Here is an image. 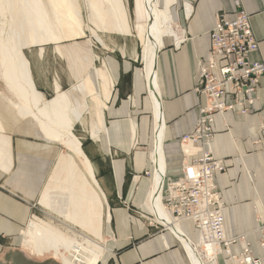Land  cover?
<instances>
[{"label":"crops","instance_id":"obj_1","mask_svg":"<svg viewBox=\"0 0 264 264\" xmlns=\"http://www.w3.org/2000/svg\"><path fill=\"white\" fill-rule=\"evenodd\" d=\"M186 1L191 5L189 16L182 9ZM133 3L134 0L128 2V10L135 23ZM173 5L176 33L181 38L177 44L171 38L164 39L156 65L164 117L167 180L181 176L183 158L179 138L193 129L199 106L205 105L204 97L196 92L197 62L208 55L209 33L220 12L232 13L240 8L250 15L258 50L249 58L264 61V0H176ZM116 34L125 36L111 34L105 39L107 48L100 45L96 51L99 56L96 65L107 69L113 82L103 110L107 134L101 133L92 145L93 157L90 156L96 159L93 165L107 200V217L101 226L107 251L95 264H191L172 231L149 222L146 200L152 175L144 173L150 168L146 151L151 147L152 106L144 76L138 72L139 65L129 49L128 34ZM63 45V51L70 50V46ZM34 46L23 50L36 88L46 96L55 93V82L62 88L71 85L73 77L67 60L55 45ZM11 100L12 97L8 104ZM0 118L3 131L11 138L13 159L10 171L0 169V236L14 239L38 210L33 203L38 200L56 151L49 142L32 139L35 124L16 118V112L1 97ZM131 121L138 126L140 146L135 150L131 149ZM213 130L209 150L225 167L214 178L223 204L220 212L223 234L228 238L249 235L254 248L261 253L258 242L264 237V75L251 111L247 115L235 110L217 114ZM130 209L148 217L140 218ZM177 224L188 239L198 242L199 231L191 220ZM231 250L238 252V244L231 245ZM218 263L224 264L222 257Z\"/></svg>","mask_w":264,"mask_h":264},{"label":"bare ground","instance_id":"obj_2","mask_svg":"<svg viewBox=\"0 0 264 264\" xmlns=\"http://www.w3.org/2000/svg\"><path fill=\"white\" fill-rule=\"evenodd\" d=\"M142 2L145 13V22L139 34L142 42V73L152 106L154 124L153 148L150 154L153 173L146 205L159 222L158 226L167 227L176 236L182 247L185 248L191 264H213L215 262L219 264V257H222L224 264H245V260L248 258L256 264H262L264 237H261L258 242L261 251L259 253L245 234L228 238L222 231L223 240L205 242L204 232L195 226V229L199 231L198 242L195 244L181 231L177 224L179 221L174 222L170 212L165 208L164 200L169 184L182 185L185 180L182 178L183 175L176 180L166 179V162L163 151L164 117L156 81V65L158 52L164 45V39L172 38L177 44L180 38L176 33V17L171 11L175 0H162L161 6L159 0H142ZM86 6L89 11L88 21L95 28L90 32L95 38L97 37L96 31L130 33L123 0H86ZM182 9L185 15L189 16L191 13L190 3L183 2ZM6 13L7 17H5ZM5 18L9 19L7 25L3 22ZM0 21L3 22L0 25L2 79L21 100L20 103L10 101V105L22 120H28L35 124L38 136L47 142L59 143L67 150L57 156L56 164L53 166L48 183L45 184L41 194L40 204L51 209L55 215L65 219L72 226L79 227L88 233V235L83 233H79V235L74 233L73 235L71 230L61 229L51 221H45L33 215L28 222L26 231H23V245L29 246L38 256L52 252L63 264H88L89 262L95 264L103 258L106 250L99 243L105 195L98 186L88 157L84 154L79 140L76 139L72 131L75 123L82 121L84 114L89 113L91 137L98 140L101 133L106 136L107 128L103 110L106 100L110 96L113 82L111 75L107 69L95 67L99 83V90H97L86 71L80 72L82 75L80 78L77 77L76 84L67 90H61L59 84L55 82V94L51 99L44 98L43 94L34 86L30 63L26 59L23 49L51 43L58 48L62 41L83 36L81 29L83 22L77 0H0ZM215 24L216 20L214 26ZM4 25L8 26L5 39L2 38ZM207 59L212 60L208 55ZM213 62L216 65L215 57H213ZM234 110L238 112L237 109ZM222 113L225 112H216L211 118V135L209 137L194 141L199 128V116L192 131L181 136L180 148L183 158L181 171L183 174L200 176L204 173L206 165L198 162V159L205 154V150L209 151L211 155L207 145L213 140L214 116ZM135 128V123L131 121V132H135ZM2 132L3 127L0 122V169L8 172L13 165L12 151L10 150L11 138ZM131 136V143H133L134 135ZM195 146L196 148L193 149ZM211 157L224 167L221 160L215 159L212 155ZM219 172L221 171H217L215 175ZM213 199L221 203L222 209L223 204L218 192L213 196ZM220 212L221 210L218 211L219 220ZM182 220L193 222L189 218ZM68 228L72 229L70 226ZM89 234L91 237L93 235L95 239H91ZM206 235L214 238L207 232ZM224 242L228 243L230 251H226ZM200 244H205L202 251H205L207 255H212L215 252L214 246L223 248V251L218 253L216 260L207 262L202 251L194 250L192 247ZM233 244L239 246V251L236 253L231 250ZM245 250L247 251L245 252ZM231 257H235L234 260Z\"/></svg>","mask_w":264,"mask_h":264},{"label":"built area","instance_id":"obj_3","mask_svg":"<svg viewBox=\"0 0 264 264\" xmlns=\"http://www.w3.org/2000/svg\"><path fill=\"white\" fill-rule=\"evenodd\" d=\"M209 37L208 56L212 60L207 57L200 58L197 66L196 92L204 97L205 105L199 106L200 121L194 141L211 135V118L216 112L237 109L240 114L249 113L258 98L260 78L264 75V61H252L249 58L251 53L258 50V40L246 11L237 8L232 13L220 12L216 16V24L211 29ZM213 57L216 58V65ZM198 162L206 165L204 173L200 176L182 173L184 184L177 186L169 184L164 200L165 208L170 212L174 222L185 218L192 219L195 226L204 232L205 242L223 240L221 222L218 219L221 203L214 201L213 196L218 192L214 175L217 171L223 172L224 167L215 162L207 150ZM149 219L150 223L160 225L155 217ZM206 232L214 238L206 235ZM192 247L194 250L202 251L205 244ZM225 247L226 251H230L227 242H224ZM214 248L215 252L212 255L202 251L207 262L216 260L218 253L223 251L221 247ZM234 258L231 257L233 260ZM245 264L256 262L248 258Z\"/></svg>","mask_w":264,"mask_h":264},{"label":"rangeland","instance_id":"obj_4","mask_svg":"<svg viewBox=\"0 0 264 264\" xmlns=\"http://www.w3.org/2000/svg\"><path fill=\"white\" fill-rule=\"evenodd\" d=\"M129 1L131 2V0H129ZM129 1L128 0H123L124 5L126 6V16H127L128 25H129V32H130L128 34V36H127V37H129V49H131L133 51V58L137 60V63H138L139 68H140L138 70V72L140 73L141 76H143V73H142L143 62H142V59H141L142 42L140 40L139 34H140L141 29H142V25L145 22L144 5H143L142 0H134L135 3H133V6H134V8L136 7V21H135V23H133V21H132L133 20V18H132L133 14L131 15L132 19H130L129 10H128V2ZM159 1H160L159 5L161 6L162 5V0H159ZM77 3L79 4L81 20L83 22V23H81L82 24L81 25V29H82V32H83L84 35L81 36V37L71 38L69 40L62 41L61 43H59V45H58L59 47L58 48L55 46V49L62 56H64L66 58L68 66H69V69H70V73H71V75L73 77V82H72L71 85H65V87H63V88L61 87V85L59 83L58 84H59L61 90H67V89L71 88L74 84H76L77 77L80 78L81 75H82L81 73L83 71H86V74L88 75L90 80L93 82L95 88L98 90V79H97L96 73H95V67H98V68L100 67V65L99 66L96 65V60L99 61V56L96 55L97 48L100 47V45L105 47V48H107V45H106L107 42H106L105 39H106V37H109L111 34L120 35L121 37L125 36V35L124 34H116V33L96 31L97 32L96 33L97 37L95 38V36H92L93 34H91V32H90L91 30H94L95 28L88 21L89 11H88L87 6H86V0H77ZM171 11L173 12V9ZM7 16H8V14L6 13L5 17H7ZM8 20L9 19H7V18H5L3 20L5 25H7ZM3 22L0 21V25ZM5 25H4L5 29L3 28V30H4L3 35H2L3 39L6 38V33L8 32V26L5 27ZM171 40H173V39L171 38ZM63 43H66V44L69 43V44L68 45H63ZM61 45L66 46V47L70 46V50L69 51H63ZM33 47H35V46H33ZM29 48H31V47H26V48H24V50L25 49H29ZM24 50H23V52H24ZM82 58H84V59H82ZM104 63H102V64L104 65ZM30 70H31V68H30ZM2 72H3V68L0 66V92H1L0 97L3 98L6 101L7 106L9 108H11L13 110V112L15 113L16 110L13 109V107H11L10 103L8 104V100L11 97H12L11 101L14 102V103H20L21 100L4 83V80L2 79ZM94 79L97 80V84L95 83ZM33 83H34V81H33ZM34 86H35V84H34ZM35 88H36V86H35ZM39 92H41V91H39ZM42 94H43L44 98L51 99L54 96L55 93L54 94L51 93L50 95H46V96L44 95V93H42ZM16 118H19L20 120H22L21 117L19 115H17V114H16ZM0 120H1V118H0ZM83 120L75 123L72 132H73L74 136L76 137V139L79 140L80 146H81L84 154L88 157V159H89V161H90V163H91V165L93 167L95 179H96V181L98 183V186H99V180H98V177H97V174H96V170H95L94 165H93V160H96V159L92 158L93 157L92 145L97 140H94L91 137V135H90V130H89L90 115H89V113H85L84 114ZM134 123L136 124L135 132H133V131L131 132V130H130V141H131V137H132L131 135H134L133 144H132V147H131L132 150L138 149V147L140 146V144H139V135H138V126H137V123L135 121H134ZM2 134L9 135V134H5L4 131L2 132ZM32 136H33L32 139L36 138L40 142H47L41 136H38L36 134V131H35V134L33 133ZM153 137H154V124H153V119H152V123H151V147H150V149H148L146 151L150 168H149V170L145 171V173H144L145 175H149V172H150L151 175L153 173V169H152L153 166L151 164L152 161L150 162V158H149L151 150L153 148ZM180 138H179V143H180ZM49 144L52 145L54 147L55 151H56L55 158H54L53 164H52V166L50 168L49 174L46 177V179H45V181H44V183L42 185L43 187L40 190V193H39V196H38V200H36L33 203V205L38 208V210L35 211V214H33V215H35L36 217H38V218H40L42 220L51 221L52 223L60 226L61 229L71 230L73 235H74V233H76L78 235H79V233H83V234H87L88 235V233L83 231V229H81L79 227H76V226H72L65 219H62L59 216L55 215V212H53L51 209H48V208L44 207L42 204H40L41 194H42V192L44 190L45 184L48 183L49 176L52 173V168L56 164L55 161H57V158H58L57 156L60 155L62 152H67L65 147L63 145L59 144V143H51V142H49ZM210 144L211 143H209V145H207L208 148L210 147ZM194 148H196V146L193 147V149ZM90 156H92V157H90ZM186 158H188V157H186ZM123 203L126 205V207L130 208L128 206V203H126L124 201H123ZM106 204H107V200L105 198V202L103 204V222H104V220L106 218V214H107V212H106L107 211ZM130 211L133 214L135 213V215L139 216L140 218H144L145 219V217H148L147 214H145V213H143L141 211H138V213H136V210H133V209H130ZM148 211H149L150 217L151 218L154 217L153 214L151 213V211L150 210H148ZM30 219H31V217L28 218V220L26 221L24 226L19 230L18 234L15 236L14 239H11L12 237L11 238H7V237L0 236V264H63V262L57 256H54L52 252L45 253L44 255H39L38 256V255H36L33 252V250L29 246L25 247L23 245V239H24L23 231H26L27 225H28V222L30 221ZM61 222L66 224V225L62 224ZM69 226L72 229H69L68 228ZM101 232H102V229L100 231L101 240H99V243L106 249L105 241H104V239L102 237V233ZM89 236H90L91 239H95V237H93V235L91 237V234H89ZM247 237L249 238V235ZM106 251H107V249L105 250L104 255L106 254ZM66 255H68V254L66 253ZM89 263L94 264L92 262H89Z\"/></svg>","mask_w":264,"mask_h":264}]
</instances>
